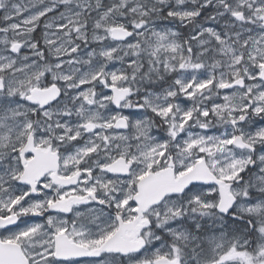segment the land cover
Wrapping results in <instances>:
<instances>
[{
	"label": "snow or ice",
	"instance_id": "snow-or-ice-1",
	"mask_svg": "<svg viewBox=\"0 0 264 264\" xmlns=\"http://www.w3.org/2000/svg\"><path fill=\"white\" fill-rule=\"evenodd\" d=\"M0 264H264V0H0Z\"/></svg>",
	"mask_w": 264,
	"mask_h": 264
}]
</instances>
